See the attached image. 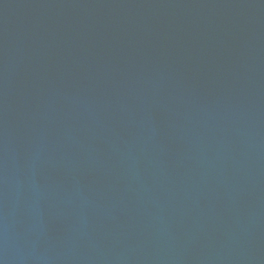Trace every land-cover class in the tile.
<instances>
[{"label": "water", "instance_id": "obj_1", "mask_svg": "<svg viewBox=\"0 0 264 264\" xmlns=\"http://www.w3.org/2000/svg\"><path fill=\"white\" fill-rule=\"evenodd\" d=\"M0 264H264V0H0Z\"/></svg>", "mask_w": 264, "mask_h": 264}]
</instances>
